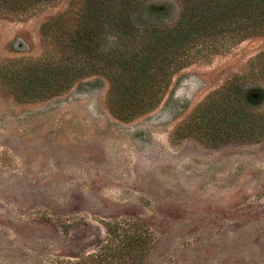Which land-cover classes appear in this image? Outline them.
<instances>
[{
  "label": "rangeland",
  "instance_id": "1",
  "mask_svg": "<svg viewBox=\"0 0 264 264\" xmlns=\"http://www.w3.org/2000/svg\"><path fill=\"white\" fill-rule=\"evenodd\" d=\"M72 1L0 9V264H83L108 229L148 234L141 264H264V131L201 116L227 93L264 116V26L189 56L152 108L124 117L109 75L48 96L12 86L63 53L42 28ZM147 1L178 20L179 0Z\"/></svg>",
  "mask_w": 264,
  "mask_h": 264
},
{
  "label": "trees",
  "instance_id": "2",
  "mask_svg": "<svg viewBox=\"0 0 264 264\" xmlns=\"http://www.w3.org/2000/svg\"><path fill=\"white\" fill-rule=\"evenodd\" d=\"M51 1L0 0V9L18 14ZM179 3L178 20L169 26L160 22L166 5L147 0H73L66 10L44 22L42 28L63 48V53L21 66L13 73V88L28 95L48 96L65 90L80 78L109 75L117 112L131 117L159 101L171 74L189 56L264 26V0ZM237 104L236 97L227 93L222 102H210L204 108L202 120L206 117V122L213 121L218 131L223 129L233 136L247 134L257 138L264 131V116L256 118ZM108 230L111 238L107 243L79 262L143 263L149 250L148 234L123 232L114 242L115 233Z\"/></svg>",
  "mask_w": 264,
  "mask_h": 264
}]
</instances>
